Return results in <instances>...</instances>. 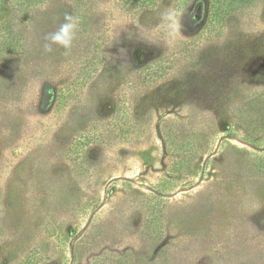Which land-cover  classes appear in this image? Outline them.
Returning <instances> with one entry per match:
<instances>
[{
    "label": "rangeland",
    "instance_id": "rangeland-1",
    "mask_svg": "<svg viewBox=\"0 0 264 264\" xmlns=\"http://www.w3.org/2000/svg\"><path fill=\"white\" fill-rule=\"evenodd\" d=\"M240 1L0 0V264H264V0Z\"/></svg>",
    "mask_w": 264,
    "mask_h": 264
},
{
    "label": "clouds",
    "instance_id": "clouds-1",
    "mask_svg": "<svg viewBox=\"0 0 264 264\" xmlns=\"http://www.w3.org/2000/svg\"><path fill=\"white\" fill-rule=\"evenodd\" d=\"M64 19L66 22L62 23L58 30L53 31L44 37L47 41L44 45L45 51L51 52L53 45L62 47L66 50L71 48L76 25L71 16L66 15Z\"/></svg>",
    "mask_w": 264,
    "mask_h": 264
},
{
    "label": "trees",
    "instance_id": "trees-1",
    "mask_svg": "<svg viewBox=\"0 0 264 264\" xmlns=\"http://www.w3.org/2000/svg\"><path fill=\"white\" fill-rule=\"evenodd\" d=\"M224 2L225 7H221V2ZM240 0H214V3L211 5L210 9L212 10V12L210 13V15L212 17H214V19H218L219 16H221L222 14H224V12H233L236 9H238L240 7V5L242 3H240Z\"/></svg>",
    "mask_w": 264,
    "mask_h": 264
}]
</instances>
